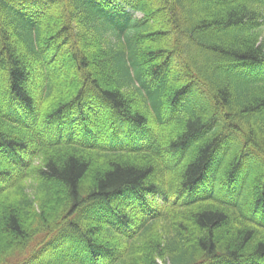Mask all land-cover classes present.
I'll use <instances>...</instances> for the list:
<instances>
[{
    "label": "trees",
    "instance_id": "16d2710c",
    "mask_svg": "<svg viewBox=\"0 0 264 264\" xmlns=\"http://www.w3.org/2000/svg\"><path fill=\"white\" fill-rule=\"evenodd\" d=\"M0 264H264V0H0Z\"/></svg>",
    "mask_w": 264,
    "mask_h": 264
},
{
    "label": "rangeland",
    "instance_id": "374dc122",
    "mask_svg": "<svg viewBox=\"0 0 264 264\" xmlns=\"http://www.w3.org/2000/svg\"><path fill=\"white\" fill-rule=\"evenodd\" d=\"M138 16H139V14H138Z\"/></svg>",
    "mask_w": 264,
    "mask_h": 264
}]
</instances>
